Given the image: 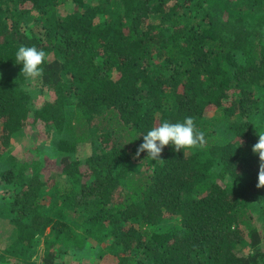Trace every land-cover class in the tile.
<instances>
[{
    "label": "trees",
    "instance_id": "1",
    "mask_svg": "<svg viewBox=\"0 0 264 264\" xmlns=\"http://www.w3.org/2000/svg\"><path fill=\"white\" fill-rule=\"evenodd\" d=\"M20 46L45 51L42 77L26 79ZM189 116L202 148L134 158L153 127ZM29 126L50 133L65 186L45 188L34 134L13 151ZM262 129L264 0H0V182L16 192L0 202L16 231L0 264H35L42 239L43 264L89 241L118 264H264Z\"/></svg>",
    "mask_w": 264,
    "mask_h": 264
},
{
    "label": "rangeland",
    "instance_id": "2",
    "mask_svg": "<svg viewBox=\"0 0 264 264\" xmlns=\"http://www.w3.org/2000/svg\"><path fill=\"white\" fill-rule=\"evenodd\" d=\"M74 9H75L74 5L67 4L65 5V7L63 6L61 7V9L59 10V14L61 16H65L68 14V12ZM96 22H99V20L97 19ZM38 86H39L38 80L33 81L30 90L33 99L35 100V104L40 107L48 99H46L47 92L46 94H44V88L43 87L40 88ZM259 92L261 91L259 90ZM205 117L211 120L212 119L216 120L218 114H216V112L213 111L206 113ZM225 125L221 126V123L218 122L216 129L217 133L213 136L217 143H220V140L226 141L225 143H223V145L233 139L231 135H225V133L223 132V130H227V127ZM34 129L38 133H35ZM33 134H34L33 137L34 145L39 146V148H41L39 154H42L45 157L44 166L42 169L44 171L43 172L44 180L47 183L45 188L48 190L53 186H60V187L65 186L68 182V179L63 174V164L61 159L62 157L56 156V153L53 152V150L52 151L48 150L49 148L48 144L50 143L51 145L52 141H51V135L46 129H44L43 127L41 129L40 127L32 128V126H29V128L26 131H24L23 135L13 140L12 142L13 151H16L17 149L21 148L26 141L32 138ZM91 154H92L91 148L88 146L85 149H83L82 147L79 148L77 156L80 157V159H85ZM18 156L21 158V154ZM15 196H16L15 191L11 190L7 186H4V183L0 182V202H2L3 199L6 200L7 202H11L12 200H14ZM48 198L49 197H46V199ZM251 212L254 218L255 225L257 226L258 230L262 232V230L264 229V219H263L264 215H262V211L259 208V205L255 204L251 209ZM172 227H174L175 229L178 228L177 221L169 220L164 222L163 225L161 226L164 232ZM15 237H16L15 227L11 224L10 219L8 218L7 220V217L1 215L0 216V254H2V252L13 243ZM58 249L61 252L63 251V247H58ZM99 250H100V245H98L94 241H89L83 249H79V250L75 249L72 250L71 252L70 250L66 251L67 253L64 254L61 258H59L55 264H118V260L111 255L105 256L103 259H99L98 257ZM43 253H44V245L42 239L38 253L32 259L35 264H43L42 262ZM18 262L19 261L11 258L7 263L4 264H19Z\"/></svg>",
    "mask_w": 264,
    "mask_h": 264
},
{
    "label": "clouds",
    "instance_id": "3",
    "mask_svg": "<svg viewBox=\"0 0 264 264\" xmlns=\"http://www.w3.org/2000/svg\"><path fill=\"white\" fill-rule=\"evenodd\" d=\"M46 56L45 51L38 50L35 46H20L15 61L23 65L22 73L26 79L35 80L43 75L42 65ZM256 134L258 142L252 147V151L259 157L256 187L264 188V129L256 131ZM170 144L174 145L177 152L182 149L202 148L206 144L205 133L196 128L194 118L190 116L186 117L182 123L163 122L143 135V143L139 145L134 158H138L141 153L147 151V158L151 157L154 161L161 160L163 149Z\"/></svg>",
    "mask_w": 264,
    "mask_h": 264
}]
</instances>
